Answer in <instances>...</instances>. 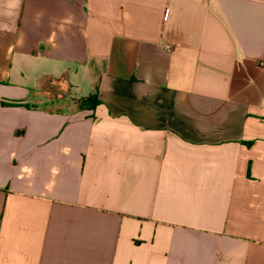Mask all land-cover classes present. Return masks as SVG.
Returning a JSON list of instances; mask_svg holds the SVG:
<instances>
[{
  "label": "crops",
  "instance_id": "obj_1",
  "mask_svg": "<svg viewBox=\"0 0 264 264\" xmlns=\"http://www.w3.org/2000/svg\"><path fill=\"white\" fill-rule=\"evenodd\" d=\"M263 55L264 0H0V264H264Z\"/></svg>",
  "mask_w": 264,
  "mask_h": 264
},
{
  "label": "trees",
  "instance_id": "obj_2",
  "mask_svg": "<svg viewBox=\"0 0 264 264\" xmlns=\"http://www.w3.org/2000/svg\"><path fill=\"white\" fill-rule=\"evenodd\" d=\"M101 103V99L99 98L97 93H92L85 98H79L74 101V105L77 106L78 110H94L98 104ZM12 104H19V103H12ZM25 106L29 107H38V105H29L24 104ZM67 106V101L65 98H57L56 96L53 98L49 96L46 99L44 105L39 106L43 109H51L55 111H61Z\"/></svg>",
  "mask_w": 264,
  "mask_h": 264
},
{
  "label": "rangeland",
  "instance_id": "obj_3",
  "mask_svg": "<svg viewBox=\"0 0 264 264\" xmlns=\"http://www.w3.org/2000/svg\"><path fill=\"white\" fill-rule=\"evenodd\" d=\"M65 100L67 101V107H65V109L67 110L69 107L70 108H77V106L72 104V101L74 100L71 96L68 95H64Z\"/></svg>",
  "mask_w": 264,
  "mask_h": 264
},
{
  "label": "built area",
  "instance_id": "obj_4",
  "mask_svg": "<svg viewBox=\"0 0 264 264\" xmlns=\"http://www.w3.org/2000/svg\"><path fill=\"white\" fill-rule=\"evenodd\" d=\"M258 65L262 68H264V55L259 59Z\"/></svg>",
  "mask_w": 264,
  "mask_h": 264
}]
</instances>
